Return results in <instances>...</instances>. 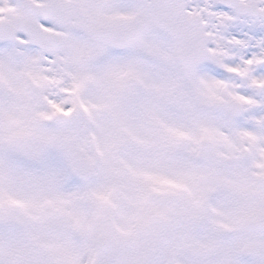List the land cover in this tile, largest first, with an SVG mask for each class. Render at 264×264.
<instances>
[{"label":"snow or ice","instance_id":"1","mask_svg":"<svg viewBox=\"0 0 264 264\" xmlns=\"http://www.w3.org/2000/svg\"><path fill=\"white\" fill-rule=\"evenodd\" d=\"M0 264H264V0H0Z\"/></svg>","mask_w":264,"mask_h":264}]
</instances>
